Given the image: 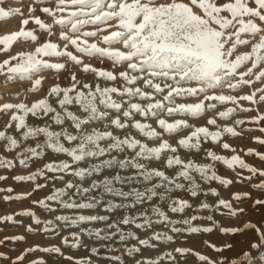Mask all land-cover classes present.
Masks as SVG:
<instances>
[{
	"label": "snow or ice",
	"instance_id": "6c2138e0",
	"mask_svg": "<svg viewBox=\"0 0 264 264\" xmlns=\"http://www.w3.org/2000/svg\"><path fill=\"white\" fill-rule=\"evenodd\" d=\"M42 0H36L41 3ZM5 0H0V21L10 19L13 16L23 13L19 9L6 10L3 5ZM198 9V11H194ZM35 8H29L27 18L21 20L19 30L0 36V52L7 58L0 62V75H5L8 79L13 77L32 79L42 69H53L60 72L66 68V63L50 62V58L64 57L67 61L79 66L84 73H92L96 79L105 82L120 81L119 86L101 87L99 83L81 84L75 73L71 75L69 87L61 88L55 85L48 92L49 97H54L60 111L53 108L47 98L40 99L30 106L25 103L12 104L3 103L0 105V112L9 114V121L6 128H15L20 134L21 140H36L43 136V143L37 142L35 147H25L17 152V158L21 166H27L28 160L37 159L43 156L45 150L50 149L56 153H63L70 158L69 161L51 162L44 165V168L28 176L15 177L17 182H33L37 177L46 178L47 173H70L75 177L83 179L91 176L94 172H99L103 168L118 167L125 169L128 167L136 169V176L124 179L119 174L111 179L105 178L103 181H93L90 187H81L67 182L63 188L54 189L50 195L44 199L33 201L42 208L50 211L48 202H56L66 209L92 208L101 201L96 197H91L88 202L77 203L75 196L84 197L90 192L102 189L104 193L118 196L123 200L134 197V201L151 200L172 189L182 190L185 184L180 181H187L188 191L193 197L198 195V185L193 173H197L202 180H215L227 187L232 181L219 177L213 170V164H197L194 161H184L175 155L178 148L199 150L201 142L211 139L213 143H221L225 134L237 136L240 133L235 127L225 126L220 128L216 118H209L207 125L216 127V131H210L207 126L194 127L186 119H176L168 122L162 116L172 117L175 115L201 117L208 111H213L217 105H233L226 107L224 111L217 112L220 119L232 117L237 110L250 111L244 108L239 102L248 101L252 104H264V87L256 88L250 94L232 95L218 89H227L229 93L236 92L244 86L252 87L256 83L264 84V0H226L224 3H217V0H55L52 7H43L42 13L51 18L52 23H45L39 16L33 15ZM30 21L38 26L39 30L53 36V26H59V40L63 41L61 46L58 43L46 40L38 43L32 51H20L12 54V48L18 43L31 41L37 43L38 36L35 30H29L27 26ZM93 25L95 30L86 31V26ZM103 26V27H101ZM109 29H113L108 31ZM102 31H108L107 35L101 37L100 43H89V40L96 38ZM119 45L120 47H115ZM241 46L248 47L247 52H240ZM75 50L70 51L69 48ZM79 54V55H77ZM83 57H95L112 61L113 67L124 66V70L113 72L96 68L91 64L84 63ZM41 83L36 79L33 89ZM257 93H260L257 100ZM157 97H160L159 99ZM197 98L196 103H176L177 98ZM76 105V112L70 111L68 106ZM104 109L114 110L112 117ZM52 113V120L55 125L62 126L70 122L75 132H69L67 128L61 127L60 131H52L50 127H30L26 118L31 115L47 116ZM140 116L144 121L155 118L158 127L162 132H158L150 124L135 119ZM101 119L108 120L104 130L98 128L88 129L91 121ZM264 121V114H258L250 122L259 124ZM236 126L245 123L244 120H236ZM109 127L117 130L135 129L142 137L149 141H159L156 146L150 147L135 136L125 134L123 137L115 135L113 131L107 130ZM192 129L188 135L177 140V147H173L168 140L162 138L163 133L178 134L185 129ZM264 132V128H260ZM257 142L264 144V139L256 138ZM0 141H4L6 151H13L21 147L20 141L14 136L8 135L6 131L0 130ZM62 141L68 143V147ZM225 150L232 149L228 143H222ZM131 152L130 156L118 159L113 153ZM167 155L165 167L174 169L175 175L168 176L165 171L149 169L142 162L150 159H161L162 155ZM253 150L249 149L248 154ZM207 158L212 162H221L229 169L236 167L246 169L252 174L257 173V169L250 167L238 155L230 158L216 155L208 151ZM260 159H264V154H259ZM108 156L110 158L100 160L98 164L90 168H73L74 164L86 158H100ZM12 160L0 159V167H14ZM264 176V171L259 172ZM142 177L145 182L153 183L145 192L133 190L124 192L117 189L115 184L131 183L135 179ZM0 179H5L0 177ZM250 179V177H249ZM36 189L44 187L42 184H35ZM264 190V184L259 185ZM74 190V191H71ZM163 190V192H158ZM11 192L12 189H7ZM71 192V194H70ZM212 195H218L212 190ZM248 194L245 193L244 196ZM68 197L67 200L64 198ZM16 199H24L25 196H17ZM5 200L12 197L5 196ZM233 199L240 201L241 194H234ZM256 205L264 206V199H257ZM129 207V205L109 202L108 211L117 208ZM190 207L187 201L173 200L169 205L172 213L183 212ZM217 208L223 207L228 210L229 215L237 216L243 209L234 210L231 202L219 200ZM210 205L202 204L201 210L209 209ZM156 220L153 221L147 213H141L137 217L124 216L120 221L108 223L109 229L115 228L116 233L102 235L103 229L97 230L89 235H95L100 240L111 239L112 235L119 234L121 241L127 237L138 239L133 233L127 236L121 231L120 225H135L136 228H150L154 223L170 226L173 233L187 231L189 233L211 232V227H196L192 222L198 219L192 216L183 221L170 220L168 215L159 208L152 209ZM24 214L32 216L35 224L41 221L35 217L31 211ZM207 219L212 221V217ZM0 220L13 221L12 216L0 218ZM56 220L63 225H76L92 221H103L107 223V216H85L79 215L75 218L67 216H57ZM140 221L139 223L137 221ZM183 223L187 227L181 229L176 224ZM52 221H47L44 231H55ZM213 225L215 222L213 221ZM244 228H255L254 225L246 224ZM29 231H32L29 226ZM219 230L224 234H235L243 231V228H223ZM260 233V244L264 245V232L256 229ZM77 243L72 247H78L79 236L72 234ZM18 239H23L19 237ZM151 240L171 241L172 236L161 233H153ZM67 244V238L64 239ZM138 243L144 247H152L149 240L139 239ZM231 247V245H226ZM260 245L253 244V248ZM212 247H215L212 245ZM220 251L221 249H216ZM60 253V249L53 247L44 249ZM93 249V253H96ZM138 247L133 246L128 249V254L139 252ZM175 251L180 255H185L188 250L177 248ZM171 256V254H168ZM202 264H213L207 257L197 254ZM118 259V258H116ZM174 259V258H173ZM264 260V254L260 257ZM23 260V256L18 257ZM42 264V262H41ZM143 264H158V261H145ZM233 264H251V257L244 253V261L233 262Z\"/></svg>",
	"mask_w": 264,
	"mask_h": 264
},
{
	"label": "rangeland",
	"instance_id": "374dc122",
	"mask_svg": "<svg viewBox=\"0 0 264 264\" xmlns=\"http://www.w3.org/2000/svg\"><path fill=\"white\" fill-rule=\"evenodd\" d=\"M163 2V0H162ZM184 3H188L189 0H183ZM226 0H217V3H224ZM55 4V0H42L41 3H36V0H5L6 10L19 9L23 15L13 16L10 19L0 21V36L8 34L13 31L19 30L21 26V20L28 17L29 8H35L33 13L35 16H39L45 23H52L50 17L40 11L43 7H52ZM194 11L198 9L194 8ZM103 27V26H101ZM29 30H35V34L38 36L37 43L27 41L24 43H18L13 46L12 54H16L20 51H32L38 43H43L46 40L58 43L61 46L63 41L59 40L60 28L59 26H53V36H48L47 33L39 30L38 26L30 21L27 26ZM86 31L95 30V26L88 25L84 29ZM113 29H109L111 31ZM108 31H102L96 38L89 40V43H98L99 46L104 47L100 43L101 37L107 35ZM115 47H120L116 45ZM70 51L75 52L71 47ZM248 47L241 46L240 52H247ZM79 55V54H77ZM7 56L0 52V62L6 59ZM84 63L91 64L96 68H101L108 71L119 72L124 70V66L113 67L112 61L108 59H97L95 57H83ZM50 62L66 63V68L60 72L53 69H42L32 79L13 77L8 79L5 75H0V105L3 103L19 104L25 103L31 105L32 103L47 98L48 102L57 111H60L57 101L54 97H49L48 92L51 87L59 85L61 88L69 87L71 84V75L75 73L78 81L81 84L99 83L101 87L105 86H119L120 81L105 82L103 80H97L92 73H84L79 66L74 65L72 62L67 61L64 57L50 58ZM36 79H40L41 83L33 89V85ZM264 87V84L256 83L251 88L244 86L238 89L236 92L229 93L227 89H218L217 91H223L232 95H246L250 94L256 88ZM260 93H257V100ZM158 99L160 97H157ZM197 98L187 97L184 99L177 98L176 103H196ZM244 108L251 109L250 111L237 112L228 119H220L216 114L219 111H224L226 107H233L229 104L217 105V108L213 111H208L201 117H189L175 115L172 117L162 116L168 122H173L176 119H186L190 125L194 127L207 126L210 131H216V127L207 125L209 118H216L217 125L222 129L225 126H232L236 128V131L240 134L232 136L225 134L222 137L221 143H213L211 139L202 141L199 150L178 148L175 155H178L184 161H194L197 164H213V170L215 173L223 178L232 181L227 187L221 185L215 180H202L197 173L192 175L195 177L198 185V195L193 197L191 192L188 191L189 184L187 181L181 180L180 182L185 184V188L182 190L172 189L166 193H163L165 198L161 199L160 195L153 197L151 200L145 199L133 203L134 197H130L128 200H123L121 197L106 194L102 189H97L94 192L86 194L84 197L75 196L74 199L77 203L88 202L91 197H96L101 202L96 204L92 208L84 209H66L62 205L56 202H48L54 211H50L46 208L40 207L33 201L44 199L47 195H50L54 189L63 188L67 182L79 185L81 187H90L93 181H103L105 178L111 179L115 175L119 174L122 178L127 179L136 176V169L128 167L120 169L118 167L103 168L99 172H94L91 176H85L83 179L75 177L70 173H47L46 178L37 177L35 183L33 182H17L15 177L28 176L36 173L44 168V165L51 162L69 161L70 158L63 153H56L50 149L45 150L42 157L37 159L28 160L27 166H21L17 158V152L22 151L23 148L31 146L35 147L36 143H43L44 137L40 136L36 140H21L20 134L15 131V128H6L5 125L9 121V114L0 112V130L6 131L8 135L14 136L21 143L19 149L13 151H6L4 148V141H0V159L12 160L14 167L6 168L0 167V218L6 216H12L13 221L0 220V264H143L145 261H158V264H202L198 259L197 254L203 255L212 261L213 264H233V262L244 261V253H248L251 257V264H264V260L260 257L264 254V245L260 244V233L256 229H260L264 232V206L256 205L257 199H264V190L258 187L264 184V176H260L259 172L264 171V159H260L259 154H264V144L257 142L256 138L264 139V132L260 131V128H264V121L259 124L250 122L253 117L258 114H264V104L256 103L252 104L248 101L239 102ZM70 111L76 112L78 106H68ZM109 112L112 117L115 116L114 110L104 109ZM52 113L47 116L33 117L29 115L26 118V122L30 127H45L48 126L52 131H60L61 127L67 128L69 132H75L71 127L70 122H66L62 126L55 125L52 120ZM135 119L141 120L150 124L158 132L162 130L158 127L156 119L151 118L144 121L140 116H136ZM236 120H244L245 123L239 126L235 125ZM108 120L96 119L90 122L87 128H98L104 130L105 124ZM107 130L113 131L115 135L123 137L125 134L135 136L137 139H141L142 142L147 143L150 147L159 144V141H149L147 138L142 137L135 129L129 128L127 130H117L109 127ZM192 129H185L178 134L163 133L162 138L168 140L173 147H177V140L181 137L188 135ZM66 147L70 146L66 141H62ZM228 143L235 152L231 150H225L221 147L222 143ZM252 149L253 153L248 154V150ZM211 151L216 155L230 158L232 155H238L243 159L250 167L257 169L256 174L248 172L246 169L236 167L235 170L229 169L221 162H212L207 158V152ZM118 159H123L125 156H130L131 152L125 153H113ZM167 153L162 155V158L157 160L155 158L142 161L149 169H158L165 171L166 175L174 176L175 171L171 168L165 167V159ZM110 157L100 158H86L83 161L74 164L73 168H90L95 164H98L100 160L108 159ZM250 177V179H249ZM156 180L152 182H145L142 177L135 179L131 183L115 184L117 189L124 192H131L138 190L145 192L148 188L156 183ZM35 184H42L44 187L36 189ZM11 188L12 191L8 192L7 189ZM212 190H215L218 195H212ZM74 191V190H71ZM163 192V190H158ZM247 193V196L244 194ZM71 194V192H70ZM234 194H241L242 199L240 201L234 200ZM24 199H16L17 196H25ZM12 197V199L5 200L4 197ZM65 200L68 197L64 198ZM226 200L231 202L234 210L243 209L242 213H237V216L229 215L227 209L216 205L219 200ZM173 200L187 201L190 207L184 209V211L178 213H172L169 210V205ZM109 202L116 204L129 205V207L117 208L113 211L107 210ZM202 204L210 205L209 209L201 210ZM153 208H159L164 211L170 220L183 221L184 219H190L192 216H197L198 219L192 222L196 227H211V232H197L189 233L187 231H181L179 233H173L170 230V226L154 223L152 227L148 228H136L135 225H120L121 231L125 236L129 232L133 233L138 239H132L127 237L124 241H121L119 234L112 235L111 239L100 240L95 235H89L97 230L103 229L102 235H109L116 233V229H109L108 223L119 222L124 216L137 217L141 213H147L149 217L156 220V217L152 213ZM26 211H31L35 214V217L41 221V224L37 225L33 221V217L24 214ZM79 215L85 216H107V223L103 221H92L87 223H78L76 225H63L56 220L57 216H67L75 218ZM208 216L212 217V221L207 219ZM47 221H52L53 225L49 227H55V231H44V227ZM223 228H243V231L236 232L235 234H224L219 230V227ZM140 222L139 220L137 221ZM251 224L255 228H244V225ZM31 226L32 231H29ZM178 228L185 229L187 226L183 223L175 225ZM161 233L168 236H172L171 241L167 240H151L153 233ZM73 233L79 236L78 247H72V244L77 243L73 239ZM23 237V239H18ZM67 238L68 243H64V239ZM139 239L149 240L152 247H144L138 243ZM260 245L258 248H253L252 245ZM214 245L215 247H212ZM226 245H231L227 247ZM133 246L140 249L139 252H134L131 255L128 254V249ZM57 247L60 249V253H54L51 251H44V249H51ZM181 248L188 250L185 255L178 254L175 249ZM93 249H96V253H93ZM216 249H221L217 251ZM171 254L169 256L168 254ZM23 256V260H18V257ZM118 258V259H116ZM174 258V259H173Z\"/></svg>",
	"mask_w": 264,
	"mask_h": 264
}]
</instances>
